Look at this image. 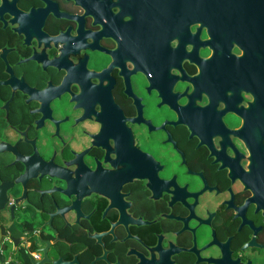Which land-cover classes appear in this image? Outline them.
Here are the masks:
<instances>
[{"label":"flooded vegetation","instance_id":"flooded-vegetation-1","mask_svg":"<svg viewBox=\"0 0 264 264\" xmlns=\"http://www.w3.org/2000/svg\"><path fill=\"white\" fill-rule=\"evenodd\" d=\"M0 264H264V0H0Z\"/></svg>","mask_w":264,"mask_h":264}]
</instances>
